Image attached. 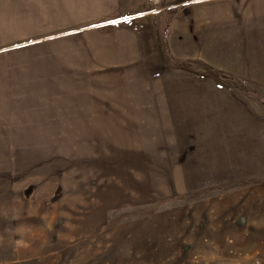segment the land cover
<instances>
[{
	"label": "rangeland",
	"instance_id": "1",
	"mask_svg": "<svg viewBox=\"0 0 264 264\" xmlns=\"http://www.w3.org/2000/svg\"><path fill=\"white\" fill-rule=\"evenodd\" d=\"M22 1L23 16L18 0H0V264H264V217L251 211L264 204V37L256 27L238 43L229 35L216 41L219 72L201 63L178 69L199 84L174 102L172 122L165 107L146 112L138 94L137 105L127 103L123 74L102 72L93 59L95 36L30 46L97 7ZM137 2L122 0L120 9ZM157 6L144 0L134 10ZM164 7L149 25L159 39L149 87L172 72L159 24ZM21 44L29 46L16 49ZM220 72L261 88L239 90ZM224 134L237 142L219 154L206 142ZM238 193L245 209L222 218L207 208L192 229L159 218Z\"/></svg>",
	"mask_w": 264,
	"mask_h": 264
},
{
	"label": "crops",
	"instance_id": "2",
	"mask_svg": "<svg viewBox=\"0 0 264 264\" xmlns=\"http://www.w3.org/2000/svg\"><path fill=\"white\" fill-rule=\"evenodd\" d=\"M32 1L33 0H31V6L34 4V2L32 4ZM47 1L54 3L56 0ZM73 1L78 3V5H80L79 7L82 6L83 9L88 10L92 9L94 5V9L97 7L99 13L89 14V17H91L89 19L84 15L82 19H78V21L74 23H69V21H67L65 23L66 29L57 33H51L45 37L33 39L30 41V46L45 43V46L52 47L56 45V43L75 39L88 42L91 36H95L97 41H99V39L101 40V45L100 52L97 50L98 53H95L93 59L95 58L96 64L101 68L100 70H102V72H113L115 68H118V72L123 74L121 80L123 86L120 90L121 92L127 91L130 93L127 94L129 97L131 96L130 98L132 99V101L130 99V102L127 103L134 104V106L137 105L135 98L136 94H138L139 96L137 95V99L141 100L142 105H146V112L150 111V108H147V106L152 104L159 105L161 110L162 107H165V114L172 122L175 120L172 105L180 104V102H174L177 99L184 98L182 97L183 90H191L192 92V90L198 88L199 84L198 81L192 79V77L184 78L183 74L178 69L185 67L195 68L201 63V65H204L206 68L211 70L214 69L219 72L221 66L214 62V58L217 56L212 54V50L216 48L215 43L222 39L221 37L229 35L233 41L238 43L240 36H243L246 30L249 32L248 27H256L255 31L258 33L256 36L261 35L264 37V33L261 34L260 29V27L264 28V0H148L151 2L154 1L155 4L157 3L161 6L134 10L137 9L135 6H139L140 3L142 4L144 1L138 0L137 3L139 4L134 5L131 3V7L127 9V11L129 9L132 10L130 12H124L125 8L120 9V7H122L120 6L122 0H65L63 7H66L65 9L67 10ZM21 3H19L18 0L17 12L18 15L20 14L23 16V14L20 13L22 9ZM159 7H164V9H166L164 14L160 17L167 16L165 17L166 21L165 23H160L164 20L162 19L159 21V24L166 25L167 27L163 31V43L165 44H163V50L166 58H170L168 63L170 64L172 72L168 73L166 77H160L159 81L153 82L149 87L147 85L149 75H152L151 77L154 78L153 75L157 74V69L154 68L155 66L151 60L152 53L156 52L153 43L159 40L153 39L152 29L149 25L151 23L152 26L154 20H156L154 16L159 11ZM122 10L123 12H121ZM77 17L79 18L78 15ZM71 25L75 27H71ZM262 39L264 41V38ZM225 40L226 38L224 41ZM23 45L17 46L16 49L22 50V48H27L26 46H29ZM102 54L103 57L107 59L100 61L98 57H101ZM88 56L92 57L90 54H88ZM153 56H155V53ZM221 57L224 56L221 55ZM172 63H175L176 66H172ZM61 69V73L62 71L64 72V65ZM66 69L67 71L70 70L69 66H67ZM74 71L79 73L81 70L78 71V69H76ZM69 72L72 71L70 70ZM220 74L223 78L234 80V82L231 81V83L233 86H236V88H239V90L256 91L257 88H261L260 85H250V87H248L247 83L244 81H235L233 75L226 77V74L221 72ZM232 85L230 86L232 87ZM149 90L159 92L155 93L154 91L150 94L147 93ZM154 94L157 95L156 99H152L153 97H151ZM156 116L157 112L154 114L155 121L157 120ZM235 120L237 122H242L240 119ZM213 138L216 137H214V133L210 132L208 134V139ZM219 138V141L213 142L212 140H208L206 142L211 144L209 145L211 148L215 149V147H217L214 152H218L219 154H224V152H227V149H224L226 146H233L234 143L237 142L229 139V136L227 139L226 134L220 135ZM176 161H178L177 158ZM258 191H261V189H258ZM231 197L233 198L234 204H231ZM240 198L242 197L239 193L232 195H217L205 201H200L197 205H184L179 212L175 210L176 213L174 214L170 211L160 213L159 218L164 219L166 227L172 224L175 227L180 226L183 231H185L188 226L192 229V226L200 224L199 212H203L207 208H218L220 210L219 216L222 218H225L231 210L237 209L240 211L245 209L246 207L244 204H241L242 199ZM257 198L254 200H257ZM254 200L252 199L251 201L253 202ZM251 209L252 212L258 211L256 209H259L260 216L264 217V204H260L259 208L251 206ZM192 213H194V215ZM252 215V217L255 216L253 213ZM213 224L214 222L208 223L207 231L213 228ZM242 227L243 230H245L246 227L244 225H242ZM203 230V233H208L206 228ZM220 233L222 234L224 231L217 232V234ZM119 248L120 246L117 244L115 246V251Z\"/></svg>",
	"mask_w": 264,
	"mask_h": 264
},
{
	"label": "trees",
	"instance_id": "3",
	"mask_svg": "<svg viewBox=\"0 0 264 264\" xmlns=\"http://www.w3.org/2000/svg\"><path fill=\"white\" fill-rule=\"evenodd\" d=\"M214 70V69H213Z\"/></svg>",
	"mask_w": 264,
	"mask_h": 264
}]
</instances>
